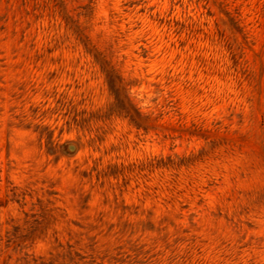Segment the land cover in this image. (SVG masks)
Here are the masks:
<instances>
[{
	"label": "rangeland",
	"instance_id": "1",
	"mask_svg": "<svg viewBox=\"0 0 264 264\" xmlns=\"http://www.w3.org/2000/svg\"><path fill=\"white\" fill-rule=\"evenodd\" d=\"M0 264H264V0H0Z\"/></svg>",
	"mask_w": 264,
	"mask_h": 264
}]
</instances>
